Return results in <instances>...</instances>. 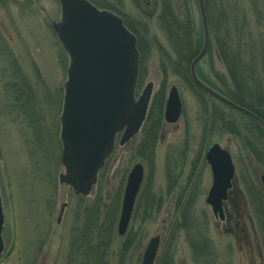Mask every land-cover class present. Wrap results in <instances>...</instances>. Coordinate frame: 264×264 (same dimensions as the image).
<instances>
[{
  "label": "rangeland",
  "instance_id": "obj_1",
  "mask_svg": "<svg viewBox=\"0 0 264 264\" xmlns=\"http://www.w3.org/2000/svg\"><path fill=\"white\" fill-rule=\"evenodd\" d=\"M106 1L135 19L141 34L150 40L152 46L141 66L145 75L143 86L137 97L149 82L154 84V96L164 80L160 71L161 53L170 50L157 19L159 0H141L143 11L157 12L147 21L131 0H121L123 6L120 1ZM223 4L230 17L234 44L240 45L246 58L254 54L262 64L264 0H223ZM60 20L59 0H0V195L5 219L0 264H64L74 218L81 207L71 187L60 182L65 173L61 162L60 118L70 63L53 31V24ZM199 67L212 80L214 71L227 74L216 52L201 60ZM259 72L264 79L262 68ZM23 80L31 85L34 97L24 99V109H20L13 86L20 87ZM167 83V94L172 86L177 87L183 109L177 123H167L165 105L153 169L150 171L135 157L134 149L142 130L123 146L117 137L115 150L102 168L97 184L84 198L100 196L106 204L121 193V213L128 175L136 163H141L145 167L143 188L150 182L158 201L151 218L142 209L133 214L129 230L136 232L138 238L130 264L142 263L146 246L155 236L161 237L156 264H195L186 229H177L180 220L177 198L184 189L189 195L196 192L192 216L202 230L206 226L216 264H264L261 236L240 179L247 170V151L242 139L220 129H215L209 139V147L218 143L229 150L236 167V184L225 205L227 218L221 221L206 203L212 185L209 165L198 162L194 168L198 145L208 124L207 130L211 131V119L205 117L200 99L170 72ZM209 99L206 102L211 106L213 101ZM220 107L234 117L246 135L247 118L231 108ZM183 153L180 180L174 192L168 193L169 159L180 158ZM255 169L259 171L255 166L250 169V176L253 177ZM158 203L161 206L156 212Z\"/></svg>",
  "mask_w": 264,
  "mask_h": 264
},
{
  "label": "trees",
  "instance_id": "obj_2",
  "mask_svg": "<svg viewBox=\"0 0 264 264\" xmlns=\"http://www.w3.org/2000/svg\"><path fill=\"white\" fill-rule=\"evenodd\" d=\"M89 1L100 9L110 10L121 16L128 29L137 37V49L140 54L138 93L143 86L145 75L141 66L147 60L148 48L152 46L150 40L144 36L145 34H141L136 20L130 19L122 11V8L118 9L106 0ZM116 1H120L119 4L122 5L121 0ZM131 1L141 11L145 21L156 16V9L149 12L143 11L141 0ZM204 1L210 32V43L206 57H210L216 52L224 64L227 74L221 75L214 71L215 79L212 80L200 70L199 65L197 66V73L210 87L234 103L253 112L264 121V79L261 78L259 72L261 68L264 72V57L261 58L262 64L259 62V57L254 54L246 58L240 49V45L234 44L230 17L224 7L223 0ZM158 9L157 19L170 44V50L161 53L160 71L164 80L152 97L151 106L139 136V143L134 149L135 157L144 162L150 171L153 169L155 150L163 126L168 74L170 72L200 99L205 109V117L211 119V131L207 130L208 124L203 132V139L198 145L194 168L198 162L206 164L205 153L210 144L211 134L215 129H220L223 133H229L242 139L243 146L247 151V170L244 176L240 178L241 184L245 190L247 203L259 229L264 247V187L261 183V177L264 176V131L255 121L242 114L249 122L244 129L246 132L244 135L234 117L221 110L220 105L227 109L229 107L220 102L217 104V100L208 96L193 81L190 66L203 47V28L197 0H159ZM26 82L23 80L22 84ZM22 84L20 87L17 86L20 90L23 87ZM208 97L210 101H213L211 106L206 102ZM183 156L184 153L180 155V158L169 159L166 171L168 193L174 192L180 180V172L184 164ZM255 166L259 168V171L255 169L256 172H253L252 177L250 176V169H254ZM230 193L228 201L231 198ZM78 198L81 207H79L74 218L64 264H130L129 258L135 248L138 234L128 230L124 237L118 235L121 193L106 204L103 203L100 196L94 199ZM177 199L180 212L177 229H186V238L191 246L195 264H216L212 244L205 232L207 228L205 226L202 230V226H198L192 216L196 192L193 191L189 195L188 190L184 189ZM157 201L149 182L146 187H142L139 193L134 215L137 209H142L147 218H151ZM157 205L156 212L160 210L161 203Z\"/></svg>",
  "mask_w": 264,
  "mask_h": 264
},
{
  "label": "water",
  "instance_id": "obj_3",
  "mask_svg": "<svg viewBox=\"0 0 264 264\" xmlns=\"http://www.w3.org/2000/svg\"><path fill=\"white\" fill-rule=\"evenodd\" d=\"M61 20L53 31L69 57V68L60 118L62 153L65 173L60 182L68 185L76 196L87 197L98 182L105 161L122 134L123 146L137 135L148 113L154 91L149 82L136 97L140 54L137 37L124 20L109 10L99 9L88 0H59ZM203 28V47L192 61L190 73L195 84L211 96L254 120L264 131V121L248 109L234 103L207 85L198 76L197 64L205 57L209 42V24L204 0H197ZM182 114V101L176 86L169 90L165 120L177 123ZM205 160L212 172V185L206 203L216 219L225 220L224 202L228 200L236 176L230 152L214 143ZM145 175L141 163L135 164L127 178L123 195L118 234L123 237L130 226L138 194ZM264 187V176L261 177ZM4 213L0 195V257L4 251L2 238ZM160 236L150 239L141 264H155Z\"/></svg>",
  "mask_w": 264,
  "mask_h": 264
},
{
  "label": "flooded vegetation",
  "instance_id": "obj_4",
  "mask_svg": "<svg viewBox=\"0 0 264 264\" xmlns=\"http://www.w3.org/2000/svg\"><path fill=\"white\" fill-rule=\"evenodd\" d=\"M17 85L13 86L15 88V89L14 88L13 89H14V91L16 93V98L15 99L17 100V102L20 103V105L18 107L19 108L22 107L24 109L23 100L24 99L25 100H29V99H31V97L32 98L34 97L33 93H32L33 89L31 88V85L28 82H26L25 84H22L24 86L21 87V90L19 89V87H17ZM22 89H24V91ZM25 96H26V98H24ZM22 108H20V109H22Z\"/></svg>",
  "mask_w": 264,
  "mask_h": 264
}]
</instances>
